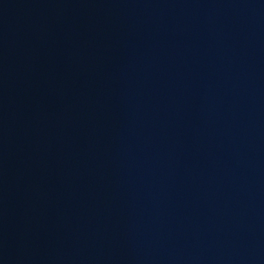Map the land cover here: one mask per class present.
<instances>
[{
  "label": "water",
  "instance_id": "water-1",
  "mask_svg": "<svg viewBox=\"0 0 264 264\" xmlns=\"http://www.w3.org/2000/svg\"><path fill=\"white\" fill-rule=\"evenodd\" d=\"M0 264H264V0H0Z\"/></svg>",
  "mask_w": 264,
  "mask_h": 264
}]
</instances>
